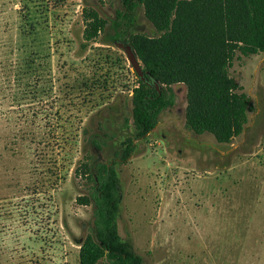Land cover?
<instances>
[{"label": "rangeland", "instance_id": "obj_1", "mask_svg": "<svg viewBox=\"0 0 264 264\" xmlns=\"http://www.w3.org/2000/svg\"><path fill=\"white\" fill-rule=\"evenodd\" d=\"M84 8L106 22L88 43ZM138 34L159 35L121 0H0V264H79L92 207L76 200L91 183L75 170L133 137L138 77L116 43ZM229 75L253 106L239 136L188 130L176 84L115 166L118 234L142 264H264V52H236Z\"/></svg>", "mask_w": 264, "mask_h": 264}, {"label": "trees", "instance_id": "obj_2", "mask_svg": "<svg viewBox=\"0 0 264 264\" xmlns=\"http://www.w3.org/2000/svg\"><path fill=\"white\" fill-rule=\"evenodd\" d=\"M128 13L141 6L159 33L134 35L129 42L143 66L145 82L131 95L133 137L126 138L108 165L82 164L75 174L88 180V196L77 198L92 207V224L79 248V264H142L121 240L117 218L121 201L115 170L125 164L157 125L159 114L173 105L171 86L186 88L185 126L195 135L210 134L219 144L239 136L253 110L250 98L229 75L236 52H264V0H121ZM85 43L95 41L106 22L94 10H82ZM158 85L159 91L156 90Z\"/></svg>", "mask_w": 264, "mask_h": 264}, {"label": "water", "instance_id": "obj_3", "mask_svg": "<svg viewBox=\"0 0 264 264\" xmlns=\"http://www.w3.org/2000/svg\"><path fill=\"white\" fill-rule=\"evenodd\" d=\"M116 46L123 51L125 54L130 66L134 70L136 76L142 81L145 82V74L143 72V66L141 65L136 53L134 52L130 44H125L123 42H117ZM155 88L159 91V87L155 84Z\"/></svg>", "mask_w": 264, "mask_h": 264}]
</instances>
